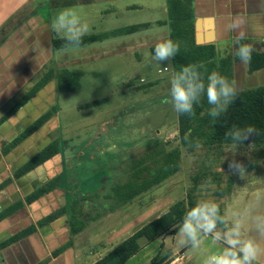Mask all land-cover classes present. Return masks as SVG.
Listing matches in <instances>:
<instances>
[{
	"label": "crops",
	"instance_id": "0c3cea01",
	"mask_svg": "<svg viewBox=\"0 0 264 264\" xmlns=\"http://www.w3.org/2000/svg\"><path fill=\"white\" fill-rule=\"evenodd\" d=\"M192 2L195 24L197 21L200 22L201 45L215 47L217 62L236 57L238 48L242 45L241 42L250 46L252 51L262 52L264 50V0H193ZM63 7H72L81 21L88 25L89 31L84 36L110 34L130 26H146H142L131 34L121 33L90 44L72 47L82 48V53L76 50L73 51V55L69 56L65 53L68 48L55 49L53 47V38L63 36H58L54 29L53 16L48 17L47 11L45 12L49 10L52 13ZM93 10L96 11L93 12ZM158 11H160L159 16L154 18L152 15L157 14ZM133 13L147 14L149 18L145 22L142 20L125 27L113 28L104 23L111 22L118 16L125 17ZM95 20L100 21V24L96 25ZM167 21V0H0V214L17 203L23 202L24 205L0 220V244L32 225L37 226L36 232L0 249V264H95L104 257L101 254L98 255L97 252L99 248L97 245L101 244L96 242L89 233L97 217L90 214V206L95 202L91 197L92 192L89 188L81 187L88 183V179L80 182L79 175L86 171L77 169V164L84 153L78 152L77 156H74V145H65L68 141L65 140L64 135L67 136L68 133L72 135L73 124L70 122L68 126L63 127L60 121L65 113L61 100L74 89L61 84L58 78L52 79L30 100L12 114L10 113L49 69L55 71V76L67 70L71 73H81L83 77L86 74V71L81 70L83 65L111 57L122 61V55H128V53L134 56L137 67L142 69L141 52H146L151 60L155 46L170 39L171 29ZM158 23L159 25H156ZM155 26H158L155 33H146ZM167 62L165 64L168 65L158 68V78L149 80L142 76L138 83V80L135 81L131 76L126 75L122 82L130 91H136L138 84H141L142 88L139 93L142 92V97L147 91L153 94L155 87H158V92L161 93H166L169 89L167 93L170 95V79L173 75L172 59ZM240 62L242 61L236 62L233 66L232 78L235 86L239 80ZM242 64L246 68L244 69L245 75L252 74L249 72V63L242 62ZM92 74L97 76L100 72L93 71ZM142 80L144 83H141ZM236 90L238 91L237 88ZM108 102V99L101 98L85 102L84 105L75 104L71 108L85 110L91 107H102ZM124 105L120 103L118 110ZM49 111H53V114L43 126L19 144L12 146V143L26 129ZM5 116L7 118L2 121ZM99 119L103 118H97ZM109 121L104 119L100 124L98 122L99 127L96 132L91 137L83 138V141H104L110 134L107 132H111L108 130ZM116 121L114 123L110 121V125L115 124L116 126ZM175 124L177 140L181 144L178 113L177 116L175 115L172 128ZM78 125L76 131L83 133L81 132L84 127L83 123L79 122ZM87 125L91 129L96 124L90 122ZM113 133L115 132H111V135L115 136ZM159 134L160 132H157L158 137ZM54 142H58L60 153L23 176L15 177V172L19 168ZM176 148H179L180 152L181 148H185L188 153H193L183 145ZM67 149L71 151V155ZM99 151L102 157L103 148L100 147ZM86 168L89 174L90 169ZM118 175H121V172L116 171L113 177L106 175L102 181L103 186L100 185L99 190L104 191L107 187L112 189L121 180ZM53 180H57L55 188L31 203L25 201L27 197ZM106 196V194L103 195V202L105 200L110 202L111 199ZM192 203L189 201L184 204L191 206ZM122 206L120 205L114 211L122 213ZM85 207H88L87 213ZM75 208L76 211H74ZM55 214V218L49 223L41 227L37 225L39 221ZM146 214L151 216L149 212ZM222 214L226 223L217 226L216 229L221 233L234 225L228 218L226 209ZM112 215L111 212L109 216ZM72 216L79 218L85 225L84 229L75 236L71 234L70 218ZM149 217L143 219L146 220ZM155 217L159 218L160 215ZM239 222L241 225L240 239L242 241L250 239L259 248L253 264H264V229L260 226L264 222V215L248 213V217ZM178 233L179 230L176 233L169 232L151 243L141 244L140 251L123 264H204L209 256L222 252L227 246L223 240L214 241L212 235L204 236L199 248L181 246L178 244L180 239ZM133 234H129V237ZM115 239L120 238L116 236ZM69 243L70 245L65 250L60 251ZM156 243L160 248L157 253L152 247ZM206 245L213 249L210 253L205 248Z\"/></svg>",
	"mask_w": 264,
	"mask_h": 264
},
{
	"label": "rangeland",
	"instance_id": "374dc122",
	"mask_svg": "<svg viewBox=\"0 0 264 264\" xmlns=\"http://www.w3.org/2000/svg\"><path fill=\"white\" fill-rule=\"evenodd\" d=\"M63 10L73 11L72 7H63L52 13L49 10H45V12L47 11L48 17L52 15L54 21L57 14ZM95 11L93 10V12ZM159 13L160 11L152 16L157 18ZM148 16L147 14L133 13L125 17L118 16L111 22L104 23L113 28L125 27L142 20L145 22L148 20ZM99 22L95 20L94 23L99 25ZM157 30L158 26H155L146 33H155ZM57 34L63 36V33ZM81 49L68 48L65 53L71 56L73 51L80 50L81 54ZM140 57L143 59L142 69L137 67L134 56L130 53L122 55V61L111 57L107 60L91 61L83 65L81 70L86 71V74L77 81L78 86L72 85L71 89L74 90L61 100L63 112H65L64 116L60 118L61 124L63 127L64 125L68 126L70 122L73 124V136L70 133L67 136L64 135L65 140L68 141L65 145H74V156H77L78 152L84 153L79 164H76L77 169L86 171L79 175L80 182L88 179L87 185L81 187L89 188L92 192L91 197L95 201L90 206V214L97 217V221L92 224L93 227L89 233L96 242L102 245H97L99 247L98 255L101 254V256L108 254L119 242L157 218L155 216L167 213L178 202H193L191 206L187 204L188 211L194 208L198 202H214L219 206L220 215L222 216L226 209L228 218L234 224L247 218L248 213L264 215V146H259L255 142L198 147L192 151L193 153H188L185 148H181L180 172L138 196L131 203L121 204L115 200L116 198L112 197L113 187L112 189L107 187L104 191L99 190V186H103L102 181L105 176L113 177L116 171L121 172V175L118 176L121 177L120 182L124 183L129 177L127 172H130L132 161L139 159L138 161L141 162L147 154H153L156 151L153 147L156 148L158 144H163L167 150L181 145L177 140L176 124L172 128L177 112L172 104L163 102L166 98L170 99V95L167 93L169 89L166 90V93H161L158 92L159 88L155 87L153 94H149L147 91L142 97V92L139 93L142 88L141 84H138L136 91H130L122 82L126 75L131 76L135 81L138 80V83L142 76L153 80L159 77L158 68L168 65L167 61L161 63L153 59L149 60V56L144 51L141 52ZM165 62L167 63L165 64ZM244 69H246L244 64L240 62L239 80L236 85L239 91L264 85V69L246 75ZM93 71L100 72V75L94 76ZM101 98H106L109 102L97 108H86L88 103L84 107L85 110L71 108L75 104L84 105L85 102ZM120 103L125 105L118 110ZM101 117L102 120H97ZM104 119L110 120L111 123L117 120L116 126L115 124L110 125V121L108 123V130L115 132L113 133L115 136L108 131L110 136L107 135L104 141L84 142L83 138L91 137L99 127L97 123L100 124ZM79 122L84 125L83 131L81 129L83 133L76 131ZM90 122L96 124L91 129L87 125ZM157 132H160L159 137ZM100 147L103 148L104 155L102 157L99 151ZM70 152L68 150L69 155H71ZM233 160L245 166L246 172L243 175H238L229 168V163ZM86 167L90 169L89 174ZM104 194L111 199L110 202L107 200L103 202ZM253 203L254 205H252ZM120 205H123V212L114 211ZM85 209L87 213L88 207ZM111 212L113 215L109 216ZM147 212L151 213L150 217L147 216ZM144 217L149 218L144 220ZM125 224L126 226H124ZM220 225L223 224L217 226ZM116 236L120 239H115ZM140 243L144 245L146 242L142 239ZM152 247L156 253L159 252L160 248L157 243ZM205 248L209 253L213 250L207 245Z\"/></svg>",
	"mask_w": 264,
	"mask_h": 264
},
{
	"label": "trees",
	"instance_id": "16d2710c",
	"mask_svg": "<svg viewBox=\"0 0 264 264\" xmlns=\"http://www.w3.org/2000/svg\"><path fill=\"white\" fill-rule=\"evenodd\" d=\"M192 1L167 0L168 21L166 23L169 24L171 29L170 39L179 44V52L172 58L173 74L178 72L182 66L202 64L204 68H201L200 71L205 75V83H207V74L211 72H217L227 77L229 81H233V66L236 62L241 61V59L236 56L217 62L215 60L216 50L213 45L196 44L195 15ZM142 26H130L110 34L83 36L80 46L103 40L108 36H116L121 33L131 34ZM52 44L55 49L65 48L63 37L53 38ZM241 44L244 45L243 42ZM248 63L250 73L264 69V50L262 52L252 51L251 59ZM205 69L207 70L206 72ZM55 75V71L49 69L35 84L32 90L21 99L10 114L30 100L52 79L58 78L61 84L71 88L72 85L78 84L77 81L82 74L64 70L58 76ZM209 108L210 105L207 103V98L203 96L200 103L194 105V116L189 117L186 114H178L181 145L186 147L187 150L193 151L198 146L234 144L230 138L225 136V133L233 129L234 126L241 129L253 127L256 133L250 134L242 143L255 142L259 146H264V85L246 90H236V97L229 104L227 111L215 119L209 116ZM52 114L53 111H49L42 115L12 143V146L19 144L33 134L49 120ZM6 118L5 116L2 121ZM153 149L156 151L153 154H147L141 162L138 161L139 159L133 160L130 172H127L128 179L124 183L119 182L113 187L112 197L114 199L116 198L115 200L121 204L131 203L136 197L160 185L180 170L181 152L179 148L169 151L164 148L163 144H158ZM58 153H60L58 142L50 144L19 168L15 172V177L23 176L27 172L44 164ZM56 182L57 180H53L45 187L27 197L25 201L31 203L43 196L56 187ZM23 206V202H20L5 210L0 214V220L21 209ZM74 211H76V208ZM186 213L187 207L184 202H178L167 213L145 224L95 264L125 263L140 251V241L142 239L147 243H151L169 232L176 233L180 229ZM55 216L56 214L51 215L39 221L37 225L41 227L52 221ZM70 227L72 236H75L84 229L85 225L79 218L72 216L70 218ZM36 230L37 226L32 225L0 244V249L19 241L36 232ZM69 245L70 243L65 245L60 251L65 250Z\"/></svg>",
	"mask_w": 264,
	"mask_h": 264
},
{
	"label": "clouds",
	"instance_id": "9594fccd",
	"mask_svg": "<svg viewBox=\"0 0 264 264\" xmlns=\"http://www.w3.org/2000/svg\"><path fill=\"white\" fill-rule=\"evenodd\" d=\"M53 27L57 33H63L64 47H79L82 38L89 31L86 23L71 10H63L54 19ZM179 52V44L172 39L158 43L153 51L152 59L156 62L171 60ZM252 49L248 45H241L238 48L237 56L242 62L247 63L251 59ZM204 66L188 65L182 66L170 79V99L163 102L172 104L178 114H186L189 117L195 115L194 105L200 103L201 98L206 96L210 105L208 114L213 119L227 111L229 104L236 97L235 81H229L227 77L211 72L205 75L200 71ZM207 70L205 69V72ZM252 133H256L253 127L241 129L233 127L225 133L234 144H241ZM229 168L238 175L246 172L245 166L233 160ZM221 171L222 168H221ZM225 218L220 215L219 206L214 202H198L197 205L185 214L182 225L179 229L178 244L193 249L199 248L202 238L212 235L214 241L223 240L227 245L222 252L209 256L204 264H253L256 260L259 248L252 240L240 239V222L237 221L233 227L221 233L217 231L218 224H225ZM264 229V222L261 223Z\"/></svg>",
	"mask_w": 264,
	"mask_h": 264
},
{
	"label": "water",
	"instance_id": "95a60500",
	"mask_svg": "<svg viewBox=\"0 0 264 264\" xmlns=\"http://www.w3.org/2000/svg\"><path fill=\"white\" fill-rule=\"evenodd\" d=\"M199 21L195 24V30H196V43L197 45H201V28L199 27Z\"/></svg>",
	"mask_w": 264,
	"mask_h": 264
},
{
	"label": "built area",
	"instance_id": "2783aa9c",
	"mask_svg": "<svg viewBox=\"0 0 264 264\" xmlns=\"http://www.w3.org/2000/svg\"><path fill=\"white\" fill-rule=\"evenodd\" d=\"M165 70H166V68H165ZM143 81V80H142Z\"/></svg>",
	"mask_w": 264,
	"mask_h": 264
}]
</instances>
